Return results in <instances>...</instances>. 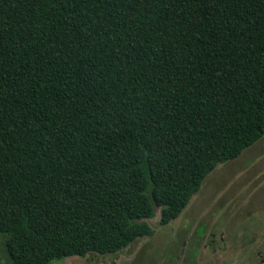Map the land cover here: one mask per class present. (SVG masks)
Instances as JSON below:
<instances>
[{"label": "trees", "instance_id": "obj_1", "mask_svg": "<svg viewBox=\"0 0 264 264\" xmlns=\"http://www.w3.org/2000/svg\"><path fill=\"white\" fill-rule=\"evenodd\" d=\"M264 133V0H0V243L113 253Z\"/></svg>", "mask_w": 264, "mask_h": 264}, {"label": "rangeland", "instance_id": "obj_2", "mask_svg": "<svg viewBox=\"0 0 264 264\" xmlns=\"http://www.w3.org/2000/svg\"><path fill=\"white\" fill-rule=\"evenodd\" d=\"M144 221L150 234L116 252L48 264H264V133L217 164L175 218L161 224L153 206ZM0 264H11L1 243Z\"/></svg>", "mask_w": 264, "mask_h": 264}, {"label": "flooded vegetation", "instance_id": "obj_3", "mask_svg": "<svg viewBox=\"0 0 264 264\" xmlns=\"http://www.w3.org/2000/svg\"><path fill=\"white\" fill-rule=\"evenodd\" d=\"M208 243H210V241H209ZM262 255L264 256V252H263V254H262Z\"/></svg>", "mask_w": 264, "mask_h": 264}]
</instances>
